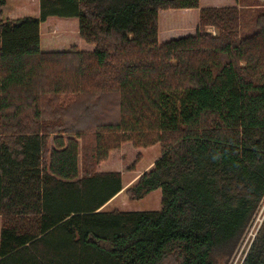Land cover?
Returning <instances> with one entry per match:
<instances>
[{
	"label": "trees",
	"instance_id": "1",
	"mask_svg": "<svg viewBox=\"0 0 264 264\" xmlns=\"http://www.w3.org/2000/svg\"><path fill=\"white\" fill-rule=\"evenodd\" d=\"M39 2L0 18V264H228L264 197V9L246 25L200 0ZM192 8L196 33L160 43V11ZM50 16L94 49L42 50ZM128 142L161 148L125 188L162 189L159 210L104 209L124 185L98 166ZM243 264H264V223Z\"/></svg>",
	"mask_w": 264,
	"mask_h": 264
},
{
	"label": "rangeland",
	"instance_id": "2",
	"mask_svg": "<svg viewBox=\"0 0 264 264\" xmlns=\"http://www.w3.org/2000/svg\"><path fill=\"white\" fill-rule=\"evenodd\" d=\"M210 2L214 3V0H200V7L209 5L208 3ZM243 2L248 7L241 9V11L243 12L242 20L246 25H248L251 23L253 11L256 8L264 9V0H244ZM251 4H255L258 7H249V5ZM39 15V0H7L6 5L0 6V18L16 19L24 16L37 17ZM167 16L172 17L173 20H177L181 24V26L173 24L171 28L164 29V19ZM61 23H65V26H61ZM198 27L199 8L160 11L159 42L164 43L165 41H168L171 38H177L171 37L170 39L168 38L163 41L161 38V31L167 32L175 30L177 28H181L185 31L190 30L185 34L191 35L196 33V29ZM41 28L42 34H44L41 46L44 50L70 49L72 48V46H75L80 51L94 49V44H91L80 37L78 17L67 18L59 16H50L44 23L42 22ZM247 28L248 26L242 27L243 30H246ZM209 31L213 34H215L216 32L213 28H210ZM45 36H47L49 40L55 38V40H51V42H58L62 38L63 41L59 45L46 46ZM64 38L68 39V41H65ZM49 146L53 147L52 138L49 140ZM138 154L141 155L140 160H136ZM160 155L161 148L159 145H155L148 148H136L130 142L124 143L119 149L110 152L108 158L98 166V171H118L122 175L123 184H127L128 182L134 184L146 170L151 169V166L153 167L155 161ZM134 163L135 170H132L130 169V167ZM162 198V189L160 188L153 190L140 200L129 199L124 190V193L118 196V198H116V200L105 209L108 211L114 209H119L122 211L159 210L162 208ZM257 209L258 211L260 210V204L258 205ZM257 216L259 217V222L256 228H259V225L263 220L260 226L261 228L264 223V211L261 212V214H258ZM2 225L3 220L2 216L0 215V232ZM260 228L258 232L256 231L252 235H249V232H246L244 234L240 246L237 249V254H235L236 252H234V256L230 258L228 264H241V258L247 255V253L249 252L253 241L255 240L256 236L260 231ZM232 259L234 262H231Z\"/></svg>",
	"mask_w": 264,
	"mask_h": 264
},
{
	"label": "crops",
	"instance_id": "3",
	"mask_svg": "<svg viewBox=\"0 0 264 264\" xmlns=\"http://www.w3.org/2000/svg\"><path fill=\"white\" fill-rule=\"evenodd\" d=\"M236 1V2H235ZM244 0H214V3H212V2H210V3H208L209 5H206V6H201V7H208V6H216V7H223V6H237L240 10L241 9H243V8H246V7H248L244 2H243ZM252 7H258V6H256V5H253ZM199 12H200V9H199ZM44 23V22H43ZM41 27H42V24H41ZM197 30V29H196ZM186 31H190V30H186ZM44 34H42V28H41V45H42V39H43V36ZM187 35H189V34H183L182 36H180V37H183V36H187ZM178 38V37H177ZM53 39H55V38H53ZM170 39V38H169ZM172 39V38H171ZM42 47V46H41ZM95 47V46H94ZM42 50H44L43 48H42ZM56 50H67V49H54V50H44V51H56ZM92 49H90V50H86V51H91ZM160 157V156H159ZM158 157V158H159ZM157 158V159H158ZM152 168V167H151ZM123 180V179H122ZM124 185V187H123V189L116 195V196H114L105 206H104V209L106 208V207H108L112 202H114L115 200H116V198H118V196H120L122 193H124V190H125V188H127L128 186H130L131 185V182L129 183H127V184H123Z\"/></svg>",
	"mask_w": 264,
	"mask_h": 264
},
{
	"label": "built area",
	"instance_id": "4",
	"mask_svg": "<svg viewBox=\"0 0 264 264\" xmlns=\"http://www.w3.org/2000/svg\"><path fill=\"white\" fill-rule=\"evenodd\" d=\"M263 211H264V197H263V199L260 202V210L258 211V209H257V211H256L255 215L253 216V218H252V220H251V222L249 224V227H248V229L246 231V232H249V235L254 234V232H256V231L258 232L263 220L261 221V223L259 225V228H256V226H257V224L259 222V217L257 215L261 214V212H263ZM235 254H237V251H236ZM245 257H246V255L243 258H241V264H243ZM231 262H234L233 259L231 260Z\"/></svg>",
	"mask_w": 264,
	"mask_h": 264
}]
</instances>
